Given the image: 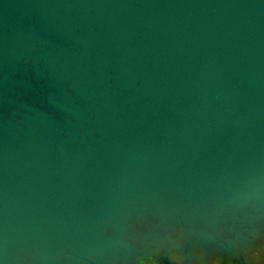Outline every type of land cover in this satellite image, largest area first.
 I'll list each match as a JSON object with an SVG mask.
<instances>
[{
  "label": "water",
  "instance_id": "water-1",
  "mask_svg": "<svg viewBox=\"0 0 264 264\" xmlns=\"http://www.w3.org/2000/svg\"><path fill=\"white\" fill-rule=\"evenodd\" d=\"M0 264H264V0H0Z\"/></svg>",
  "mask_w": 264,
  "mask_h": 264
}]
</instances>
